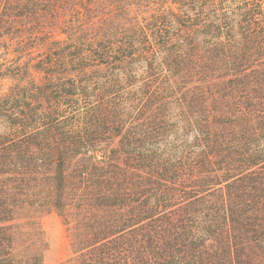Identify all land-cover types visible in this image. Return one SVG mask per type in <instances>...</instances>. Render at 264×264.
Instances as JSON below:
<instances>
[{
    "label": "trees",
    "instance_id": "obj_1",
    "mask_svg": "<svg viewBox=\"0 0 264 264\" xmlns=\"http://www.w3.org/2000/svg\"><path fill=\"white\" fill-rule=\"evenodd\" d=\"M264 264V0H0V264Z\"/></svg>",
    "mask_w": 264,
    "mask_h": 264
},
{
    "label": "rangeland",
    "instance_id": "obj_2",
    "mask_svg": "<svg viewBox=\"0 0 264 264\" xmlns=\"http://www.w3.org/2000/svg\"><path fill=\"white\" fill-rule=\"evenodd\" d=\"M42 225L48 242L44 264H58L68 259L73 251L61 218L51 214L44 218Z\"/></svg>",
    "mask_w": 264,
    "mask_h": 264
}]
</instances>
